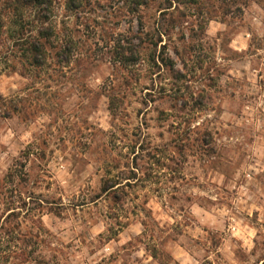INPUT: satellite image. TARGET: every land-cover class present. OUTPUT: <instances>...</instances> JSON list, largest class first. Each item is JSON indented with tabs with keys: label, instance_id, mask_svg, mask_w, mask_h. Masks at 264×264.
Instances as JSON below:
<instances>
[{
	"label": "rangeland",
	"instance_id": "1",
	"mask_svg": "<svg viewBox=\"0 0 264 264\" xmlns=\"http://www.w3.org/2000/svg\"><path fill=\"white\" fill-rule=\"evenodd\" d=\"M0 0V264H264V0Z\"/></svg>",
	"mask_w": 264,
	"mask_h": 264
},
{
	"label": "trees",
	"instance_id": "2",
	"mask_svg": "<svg viewBox=\"0 0 264 264\" xmlns=\"http://www.w3.org/2000/svg\"><path fill=\"white\" fill-rule=\"evenodd\" d=\"M31 3H33V4H42V2H39V0H31Z\"/></svg>",
	"mask_w": 264,
	"mask_h": 264
}]
</instances>
